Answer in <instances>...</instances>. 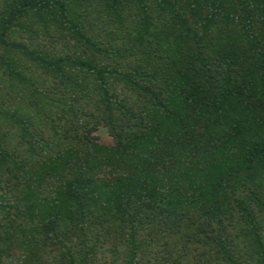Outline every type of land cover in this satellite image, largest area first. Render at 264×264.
<instances>
[{
    "label": "trees",
    "instance_id": "1",
    "mask_svg": "<svg viewBox=\"0 0 264 264\" xmlns=\"http://www.w3.org/2000/svg\"><path fill=\"white\" fill-rule=\"evenodd\" d=\"M0 264H264V0H0Z\"/></svg>",
    "mask_w": 264,
    "mask_h": 264
},
{
    "label": "rangeland",
    "instance_id": "2",
    "mask_svg": "<svg viewBox=\"0 0 264 264\" xmlns=\"http://www.w3.org/2000/svg\"><path fill=\"white\" fill-rule=\"evenodd\" d=\"M96 135L98 136L99 141L106 142V143L110 142V138L104 129L101 128L97 130Z\"/></svg>",
    "mask_w": 264,
    "mask_h": 264
}]
</instances>
